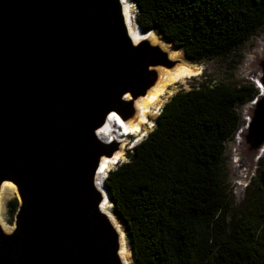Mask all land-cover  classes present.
I'll use <instances>...</instances> for the list:
<instances>
[{"label": "water", "instance_id": "water-1", "mask_svg": "<svg viewBox=\"0 0 264 264\" xmlns=\"http://www.w3.org/2000/svg\"><path fill=\"white\" fill-rule=\"evenodd\" d=\"M165 63L133 42L121 0H0V190L12 182L19 200L12 230L0 224V264H123L96 184L117 139L98 132L134 113ZM256 83L250 138L264 144V69Z\"/></svg>", "mask_w": 264, "mask_h": 264}, {"label": "trees", "instance_id": "trees-1", "mask_svg": "<svg viewBox=\"0 0 264 264\" xmlns=\"http://www.w3.org/2000/svg\"><path fill=\"white\" fill-rule=\"evenodd\" d=\"M155 31L199 62L229 54L264 26V0H133ZM255 84L201 85L173 95L153 130L105 181L135 264H264V157L242 205L221 180L238 106ZM19 208L8 202L11 219Z\"/></svg>", "mask_w": 264, "mask_h": 264}, {"label": "rangeland", "instance_id": "rangeland-1", "mask_svg": "<svg viewBox=\"0 0 264 264\" xmlns=\"http://www.w3.org/2000/svg\"><path fill=\"white\" fill-rule=\"evenodd\" d=\"M132 6L134 7L133 10L136 16L137 5L133 0H132ZM144 33L146 34V32ZM154 33L160 38V40L163 39L166 40V38L158 35L155 31ZM166 41L172 47L175 46V45L173 46L172 43L168 41V39ZM150 43L152 45H157L161 47L157 43H152V42ZM174 48L182 52V55L180 56L181 58L170 57L168 52L162 49L166 52L168 58L171 61H173V65L165 63L158 66L168 69H173L176 65L185 61V63L192 65L195 68H200V71L197 75L186 77L183 80H180L176 83H173L172 85H169L168 91L170 93L167 95V98H165V102L162 105L161 110L164 107V105L167 103V101L179 91L190 90L191 88L199 87L201 85H214L217 83H227L234 86L241 84L242 85L255 84V86L257 87L258 84L254 80V75H255L254 72L259 70V78H261L263 75L264 26L258 33H256L254 36L249 38L247 41H245L242 45H240L236 49L232 50L229 54L218 56L215 58H207L199 62H193L189 60L182 49H179L176 46ZM258 90L260 92V89ZM238 111L240 112L242 118L241 129L239 133L236 134L237 137L235 136L230 141H228L226 145L223 163L221 166V180L223 186L233 195L234 210L238 209L245 200L247 193V186L251 184L253 179L256 177L257 170L259 167V160L261 157L262 158L264 157V144L263 143L257 144L255 141H253L250 138V122L252 121V118L255 116L256 105H254L252 101H248L239 105ZM158 115L159 114L151 116L149 118L154 126L150 127L149 124H146L144 126L147 131V135L155 127ZM114 126L115 125L113 124L112 127L114 128ZM111 136L112 138L113 137L115 138V132L111 134ZM137 139L138 137L135 134L118 137V139L116 140L117 141L116 146L113 145L112 148H116L117 150L119 149L120 144H122V142H127L125 148V160H122L120 162L128 160V156L132 152L133 147L137 143H139ZM118 164H115L110 170L116 168ZM238 170L239 172H237ZM109 171L107 172L106 177ZM17 196L18 193H17V188L15 186L14 190L8 191L4 199V204H5L4 223L6 224V226L11 228L14 227L15 218L11 219V217L8 214V202ZM112 210L113 213L116 215L117 219L123 225V228L126 232L125 225L123 224L119 216L114 212L113 204H112ZM127 237L129 239L128 234ZM128 243H129V249L131 251L133 264H135V260L133 259V255H132V246L130 239Z\"/></svg>", "mask_w": 264, "mask_h": 264}, {"label": "bare ground", "instance_id": "bare-ground-1", "mask_svg": "<svg viewBox=\"0 0 264 264\" xmlns=\"http://www.w3.org/2000/svg\"><path fill=\"white\" fill-rule=\"evenodd\" d=\"M123 7V14L126 21L128 32L134 43H139L144 38L150 40L152 43H157L161 46L162 49L166 50L170 57H180L182 52L176 50L172 47L166 40H160V38L153 32H149L146 36L139 30L136 24V16L134 13V7L132 6V0H121ZM181 58V57H180ZM158 73V79L156 83L151 86L145 95H141L135 99H132L135 111L132 115L124 118L119 113H111L105 127L102 131H99V136L104 139H109L111 134L115 131L112 129V125L118 122L122 126L124 132H129L130 134H135L138 139L137 141L143 140L147 136V131L145 125L154 126L150 121V117L159 114L162 105L165 102V98L170 93L168 91L169 85L176 83L180 80H183L186 77L197 75L200 71V68H195L192 65H189L183 61L176 65L173 69L164 68L161 66L156 67ZM254 80L257 82L259 80V70L254 72ZM128 99H131L130 96H127ZM117 118V119H115ZM248 119V118H247ZM127 135V136H128ZM237 137V136H236ZM241 140V138H240ZM239 141V139H238ZM127 142H122L119 149H117L112 156L104 155L101 158L100 171L97 174L96 184L100 190L103 189L104 181L107 172L120 161L125 160V148ZM134 148V147H133ZM241 168V167H240ZM239 172V170L237 171ZM15 186L10 181H5L0 190V224L6 232L12 230L11 227L6 226L4 223V210L5 204L4 199L9 190H14ZM102 211L110 218L112 224L119 233V255L123 264H133L131 251L129 249V239L123 228V225L117 219L116 215L112 210V203L104 199L101 205Z\"/></svg>", "mask_w": 264, "mask_h": 264}, {"label": "clouds", "instance_id": "clouds-1", "mask_svg": "<svg viewBox=\"0 0 264 264\" xmlns=\"http://www.w3.org/2000/svg\"><path fill=\"white\" fill-rule=\"evenodd\" d=\"M115 119H117V118H115ZM116 122H117V120H116ZM115 122V123H116ZM115 123H113L115 126H114V128H113V130L115 131V138L113 137H111V138H109L108 140H113V139H118V137H120V136H126V135H128L129 134V132H124L121 128H122V126L120 125V123L118 122V125H116Z\"/></svg>", "mask_w": 264, "mask_h": 264}]
</instances>
